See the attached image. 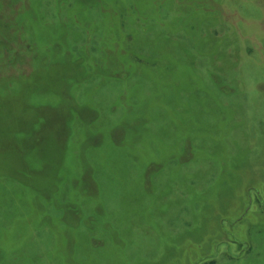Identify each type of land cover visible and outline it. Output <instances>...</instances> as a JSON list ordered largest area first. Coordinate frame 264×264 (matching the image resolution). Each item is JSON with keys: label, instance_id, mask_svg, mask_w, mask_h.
I'll return each instance as SVG.
<instances>
[{"label": "rangeland", "instance_id": "rangeland-1", "mask_svg": "<svg viewBox=\"0 0 264 264\" xmlns=\"http://www.w3.org/2000/svg\"><path fill=\"white\" fill-rule=\"evenodd\" d=\"M0 0V264H264V0Z\"/></svg>", "mask_w": 264, "mask_h": 264}, {"label": "trees", "instance_id": "trees-1", "mask_svg": "<svg viewBox=\"0 0 264 264\" xmlns=\"http://www.w3.org/2000/svg\"><path fill=\"white\" fill-rule=\"evenodd\" d=\"M83 1L85 2V4L88 3V2H87L88 0H83Z\"/></svg>", "mask_w": 264, "mask_h": 264}]
</instances>
